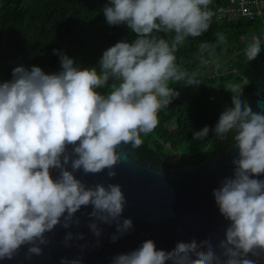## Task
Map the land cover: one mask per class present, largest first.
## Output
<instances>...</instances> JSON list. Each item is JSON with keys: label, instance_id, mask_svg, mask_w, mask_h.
Segmentation results:
<instances>
[{"label": "clouds", "instance_id": "9594fccd", "mask_svg": "<svg viewBox=\"0 0 264 264\" xmlns=\"http://www.w3.org/2000/svg\"><path fill=\"white\" fill-rule=\"evenodd\" d=\"M213 0H108L103 15L110 26L126 25L135 35L103 51L98 67L81 66L63 51L61 70L45 73L40 67L13 69L12 79L0 83V260L13 259L22 246L28 257L42 255L46 233L57 225L65 229L81 221L76 213L91 206L88 227L99 237V223L116 224L112 240L133 229L122 213L126 197L119 184L88 186L74 173L115 178L122 144H143L159 126V113L179 95L173 83L199 87L198 73L177 63L176 53L187 38L209 30ZM165 36L174 34L172 38ZM216 42H202L198 55H215L227 43L223 33ZM261 52V38L253 35L245 49L249 61ZM108 90L101 94L98 89ZM232 88L231 105L214 128L193 133L204 140L212 132L220 139L234 132L239 152L231 178L213 191L220 214L229 222L224 239L178 242L171 251L158 250L153 240L112 258V264H257L249 256L264 253V113L253 112ZM69 167L71 170H69ZM58 175L53 178L52 171ZM68 232L63 243L83 240ZM80 247H84L81 245ZM217 248L220 254L217 255ZM60 264H81L61 258Z\"/></svg>", "mask_w": 264, "mask_h": 264}, {"label": "trees", "instance_id": "16d2710c", "mask_svg": "<svg viewBox=\"0 0 264 264\" xmlns=\"http://www.w3.org/2000/svg\"><path fill=\"white\" fill-rule=\"evenodd\" d=\"M226 2L213 0L210 8ZM107 3L108 0H0V83L10 81L13 69L21 65L29 70L38 66L48 74L59 72V56L53 54V49L63 51L81 68L98 67L103 51L118 41L135 39L126 25L107 24L103 15ZM252 26L253 21L244 18L211 20L206 33L187 38L176 53L177 63L197 72L202 84L199 87L184 86L182 82L170 85L179 95L168 108L161 110L160 123L154 132L142 134L143 144L133 149L139 157L172 167L169 160L174 155L175 166L195 165L229 142L233 132L225 139L212 132L204 140L192 137L205 126L214 128L221 112L231 105L234 86L242 90V99L254 91L258 70L264 67V48L261 45L260 54L252 61L246 58L245 51L237 52L229 63L234 72L207 77L200 67L199 45L215 43L216 34L223 33L227 43L217 47L215 55H203V59L220 61L242 48L244 41L251 40ZM159 35L170 40L174 34ZM107 90L97 91L104 94ZM211 92H216L213 98Z\"/></svg>", "mask_w": 264, "mask_h": 264}, {"label": "water", "instance_id": "95a60500", "mask_svg": "<svg viewBox=\"0 0 264 264\" xmlns=\"http://www.w3.org/2000/svg\"><path fill=\"white\" fill-rule=\"evenodd\" d=\"M258 74L254 91L243 99L253 112L264 113V67ZM233 137L234 132L229 142L213 156L195 165L175 167L160 166L139 157L130 145H120L117 151L121 154V162L114 169L115 178L109 179L107 170L96 175H85L81 170L74 175L88 186L96 183L122 186L126 205L121 221L124 218L133 221L134 227L129 233L113 242L116 224L98 222L102 232L96 237L87 226L90 221L86 214L92 208L82 207L75 214L81 221L79 226L73 224L65 229L57 225L52 232L46 233L50 243L41 245L42 255L27 258L29 246L25 245L13 259L0 260V264H60L61 258L80 259L81 264H112L113 257L137 249L148 239L155 242L158 250L165 251L173 250L178 242L192 240L197 243L210 240L215 247L224 239L229 222L220 214L213 191L220 187L223 179L233 176L232 161L239 156ZM57 175L53 170V178ZM255 178L264 179V175ZM69 231L74 237L82 233L85 238L73 239L69 242L71 246H66L63 241ZM220 251L217 248V255ZM249 258L264 264V253Z\"/></svg>", "mask_w": 264, "mask_h": 264}, {"label": "built area", "instance_id": "2783aa9c", "mask_svg": "<svg viewBox=\"0 0 264 264\" xmlns=\"http://www.w3.org/2000/svg\"><path fill=\"white\" fill-rule=\"evenodd\" d=\"M214 12L212 20H230L235 18H244L249 21H253V25L259 28L258 33H254L252 27L250 28L253 35H259L261 38V45L264 48V0H227L224 5H217L213 9ZM240 39L243 40L244 36L241 35ZM251 41V40H250ZM250 41H244V46L238 50H234L226 58L212 62L209 59H203L207 63L201 61L200 67L207 77L213 75H224L229 72H234V67L229 66V63L234 60L237 52H244L247 44ZM244 81V79H242ZM216 92H211L210 98H213ZM169 164L175 167L177 164L176 157L173 155L170 157Z\"/></svg>", "mask_w": 264, "mask_h": 264}, {"label": "rangeland", "instance_id": "374dc122", "mask_svg": "<svg viewBox=\"0 0 264 264\" xmlns=\"http://www.w3.org/2000/svg\"><path fill=\"white\" fill-rule=\"evenodd\" d=\"M252 29H253V32H254L255 34L258 33V31H259V28L256 27V25H253V26H252ZM178 155L180 156L181 153H178Z\"/></svg>", "mask_w": 264, "mask_h": 264}]
</instances>
